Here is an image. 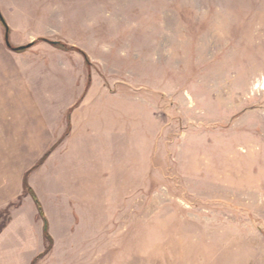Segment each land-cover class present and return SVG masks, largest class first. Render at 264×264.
Instances as JSON below:
<instances>
[{
  "label": "rangeland",
  "instance_id": "rangeland-1",
  "mask_svg": "<svg viewBox=\"0 0 264 264\" xmlns=\"http://www.w3.org/2000/svg\"><path fill=\"white\" fill-rule=\"evenodd\" d=\"M0 11L12 46L36 41L14 51L0 20L18 83L2 89L0 180L19 189L73 109L28 176L54 239L36 264H264V0H0ZM26 196L0 264H32L48 245Z\"/></svg>",
  "mask_w": 264,
  "mask_h": 264
},
{
  "label": "trees",
  "instance_id": "trees-1",
  "mask_svg": "<svg viewBox=\"0 0 264 264\" xmlns=\"http://www.w3.org/2000/svg\"><path fill=\"white\" fill-rule=\"evenodd\" d=\"M0 20L2 22V24L5 26V29L9 28V26L7 25V22L5 20V18L3 17V15L1 14V11H0ZM10 30V29H9ZM41 40H48V39H45V38H41ZM36 41H34L35 43ZM54 45H56L57 47L61 48V49H64V50H77L79 51L85 58L86 62L89 63V57H88V54L78 48V47H75V46H70L66 43H63V42H60V41H57ZM24 50V49H23ZM84 96V95H83ZM82 96V97H83ZM80 101L77 103L79 104ZM72 108L69 110L68 112V117H67V121H68V126H67V130L64 134V136H66L67 134L70 133V130H71V124H70V113L72 112ZM63 137H61V139L55 143L54 145H52L44 154L43 156L38 160V162L33 166L31 167L24 175V181H23V188H24V192L23 194H21L17 200L13 201V202H10L7 207L5 209H3L2 211H0V218H3L4 220L2 221V223L0 224V233L3 231V229L8 225V223L10 222V215H11V209L12 208H19L20 206H22L23 204V200H24V197L28 194H30L32 196V198L34 199L35 201V204L37 206V209H38V215L40 216V218L43 219L44 221V230H43V236L44 238L48 241V245L46 246L45 250L43 252H41L39 255H37L34 259H33V262L32 264H36L37 261L42 258L44 255H46L48 252H50V250L52 249L53 247V243H54V239L52 237V235L50 234V231H49V222L46 218V215H45V212H44V209H43V206H42V203L41 201L39 200L37 194L35 193L34 189L30 186L29 182H28V176L29 174L35 170L36 168H38L40 165H42L45 160L49 157V155L54 151V149L58 146V144L63 140Z\"/></svg>",
  "mask_w": 264,
  "mask_h": 264
},
{
  "label": "crops",
  "instance_id": "crops-1",
  "mask_svg": "<svg viewBox=\"0 0 264 264\" xmlns=\"http://www.w3.org/2000/svg\"><path fill=\"white\" fill-rule=\"evenodd\" d=\"M5 56V55H4ZM4 60V61H3ZM5 60H7V58L6 57H2V56H0V113H2L3 111H5V113H6V108H7V106H6V100H7V95H4L5 93H4V91L2 92V89L3 88H5L4 90H6V87L7 86H11V87H13L14 86V84L16 85V84H18V83H16V82H14L13 80H11V83H9V80L10 79H12L11 77H9V75H8V71L6 70V61ZM3 63H5V66L3 67L2 66V64ZM14 79V78H13ZM4 93V94H3ZM29 105V104H28ZM0 119H2L1 118V115H0ZM1 127H3V125H1V123H0V128ZM0 133H1V131H0ZM61 137L62 136H60L59 137V139L57 140V141H55L52 145H54L55 143H57L60 139H61ZM2 136L0 135V142H5V141H3L2 139ZM47 151V150H46ZM53 153V152H52ZM52 153L49 155V159L50 158H52ZM43 156V155H42ZM41 156V157H42ZM51 156V157H50ZM40 157V158H41ZM39 158V159H40ZM47 158V159H48ZM38 159V160H39ZM38 162V161H37ZM36 162V163H37ZM35 163V164H36ZM54 163H55V161H54ZM34 164V165H35ZM34 165H32L31 167H33ZM54 165V164H53ZM49 166H50V168H51V161H49ZM30 167V168H31ZM29 168V169H30ZM28 169V170H29ZM55 169V168H54ZM27 170V171H28ZM26 171V172H27ZM25 172V173H26ZM25 173H24V175H25ZM24 175H23V177H22V180H21V186H19V189L18 188H9L8 186H7V181H5V180H0V211H2L3 209H5L6 207H7V205L10 203V202H13V201H15V200H17V198L21 195V194H23V192H24V188H23V181H24ZM50 177V176H49ZM68 182V181H67ZM30 184V183H29ZM30 186L32 187V185L30 184ZM32 197V196H31ZM27 198V196H25L24 197V199H26ZM23 205H24V201H23ZM22 205V206H23ZM22 206H20L19 207V209L22 207ZM18 209V208H17ZM11 217V216H10ZM12 225H13V216L10 218V222L8 223V225L3 229V231L0 233V240H1V237H3V236H5L8 232H9V230H10V228L12 227ZM0 245H2V242H0ZM20 251L21 252V248H18V247H16L15 249H13V250H11V253L13 254V253H20V252H17V251ZM2 251H3V249H2Z\"/></svg>",
  "mask_w": 264,
  "mask_h": 264
},
{
  "label": "water",
  "instance_id": "water-1",
  "mask_svg": "<svg viewBox=\"0 0 264 264\" xmlns=\"http://www.w3.org/2000/svg\"><path fill=\"white\" fill-rule=\"evenodd\" d=\"M48 42H51L52 44H55L57 41H52V40H45ZM5 42L7 44L8 47L12 48L14 51H20L23 50L25 48L31 47L34 44V41H32L31 43L27 44V45H22V46H12L11 41H10V31L9 28L6 29V33H5Z\"/></svg>",
  "mask_w": 264,
  "mask_h": 264
}]
</instances>
